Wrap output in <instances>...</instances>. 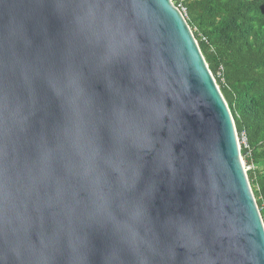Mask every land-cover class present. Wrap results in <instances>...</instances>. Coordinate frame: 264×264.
<instances>
[{
    "label": "water",
    "instance_id": "obj_1",
    "mask_svg": "<svg viewBox=\"0 0 264 264\" xmlns=\"http://www.w3.org/2000/svg\"><path fill=\"white\" fill-rule=\"evenodd\" d=\"M243 158L169 0H0V264H264Z\"/></svg>",
    "mask_w": 264,
    "mask_h": 264
},
{
    "label": "trees",
    "instance_id": "obj_2",
    "mask_svg": "<svg viewBox=\"0 0 264 264\" xmlns=\"http://www.w3.org/2000/svg\"><path fill=\"white\" fill-rule=\"evenodd\" d=\"M186 23L224 98L264 224V0H186Z\"/></svg>",
    "mask_w": 264,
    "mask_h": 264
},
{
    "label": "built area",
    "instance_id": "obj_3",
    "mask_svg": "<svg viewBox=\"0 0 264 264\" xmlns=\"http://www.w3.org/2000/svg\"><path fill=\"white\" fill-rule=\"evenodd\" d=\"M185 1L186 0H169L170 4L184 17V19L186 17V9L184 7ZM237 142H238L239 149L248 148L247 140H246L244 133L240 134L239 137L237 136ZM243 168L246 174L251 169L250 167L245 166L244 163H243Z\"/></svg>",
    "mask_w": 264,
    "mask_h": 264
},
{
    "label": "rangeland",
    "instance_id": "obj_4",
    "mask_svg": "<svg viewBox=\"0 0 264 264\" xmlns=\"http://www.w3.org/2000/svg\"><path fill=\"white\" fill-rule=\"evenodd\" d=\"M243 163H244V161H243Z\"/></svg>",
    "mask_w": 264,
    "mask_h": 264
},
{
    "label": "clouds",
    "instance_id": "obj_5",
    "mask_svg": "<svg viewBox=\"0 0 264 264\" xmlns=\"http://www.w3.org/2000/svg\"><path fill=\"white\" fill-rule=\"evenodd\" d=\"M190 29V28H189Z\"/></svg>",
    "mask_w": 264,
    "mask_h": 264
}]
</instances>
